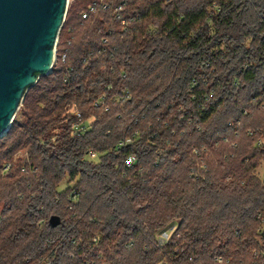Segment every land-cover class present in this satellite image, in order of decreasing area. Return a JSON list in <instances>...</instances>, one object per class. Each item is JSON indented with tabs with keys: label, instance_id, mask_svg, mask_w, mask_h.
Returning a JSON list of instances; mask_svg holds the SVG:
<instances>
[{
	"label": "trees",
	"instance_id": "obj_1",
	"mask_svg": "<svg viewBox=\"0 0 264 264\" xmlns=\"http://www.w3.org/2000/svg\"><path fill=\"white\" fill-rule=\"evenodd\" d=\"M57 47L0 140V264H264V120L224 144L264 105V0H72Z\"/></svg>",
	"mask_w": 264,
	"mask_h": 264
},
{
	"label": "water",
	"instance_id": "obj_2",
	"mask_svg": "<svg viewBox=\"0 0 264 264\" xmlns=\"http://www.w3.org/2000/svg\"><path fill=\"white\" fill-rule=\"evenodd\" d=\"M70 0H0V137L12 127L25 95L52 72ZM52 215L49 225L59 226Z\"/></svg>",
	"mask_w": 264,
	"mask_h": 264
},
{
	"label": "rangeland",
	"instance_id": "obj_3",
	"mask_svg": "<svg viewBox=\"0 0 264 264\" xmlns=\"http://www.w3.org/2000/svg\"><path fill=\"white\" fill-rule=\"evenodd\" d=\"M72 0H70L71 2ZM57 51H58V47H57ZM246 94V93H245ZM210 96H213V94H210ZM244 96V94H243ZM248 94L245 95L246 97V102H244L245 105H249V102L247 100L248 98ZM242 101H245L243 98H241ZM253 101V100H252ZM223 107L226 109V104H223ZM249 111H251L252 115H253V119L251 121L252 125H249L247 126L246 125V121H248V119H242L240 120L239 124L237 125L236 127V130L233 132L231 131L229 136L227 137L226 139V144L228 146L229 149H231L232 147H241V150L242 152L244 150H249L247 152V154H249L251 152V149H252V146L254 145V140L248 138V135H247V131L249 132V130H251V128H247V127H254V126H258V125H261L263 123V120H264V112H262V110L264 109V105L263 106H257V105H254V108L253 109H250L248 107ZM78 114V113H77ZM250 133V132H249ZM4 137V136H3ZM259 137V136H258ZM2 139V137H0V140ZM259 139L264 143V137H259ZM197 148V147H196ZM198 149V148H197ZM193 153L195 155H197L199 152L196 151H193ZM197 153V154H196ZM245 153V152H243ZM243 155V154H242ZM90 157H92L94 160L96 159V153L93 151L89 154ZM18 157V158H21L23 160V162L25 163L26 161H28V152L27 150H25L24 148H22L19 152L16 153V156L15 158ZM198 157V155H197ZM199 161L200 164H202L203 162H201V159H197V161ZM198 164V165H200ZM200 168V166H199ZM258 175L260 176L261 179H264V161H261L260 162V165L259 167L257 168V171ZM197 174H200V173H197ZM196 174V175H197ZM70 184H72V182L70 181L69 178L65 179L60 185H59V190H63L65 189L67 186H69ZM54 215H57V214H54ZM61 224V223H60ZM225 225V224H224ZM169 228V231L168 232H172L173 231H177L178 229V225H169L168 226ZM164 231L161 230L159 232L156 233V236H157V244L159 246H163L162 243H163V237H164ZM171 235H168V238L170 237ZM258 237V236H257ZM167 238V239H168ZM260 239V237H258ZM165 244V243H164ZM101 256H104V253H101ZM158 264H161V263H158Z\"/></svg>",
	"mask_w": 264,
	"mask_h": 264
},
{
	"label": "built area",
	"instance_id": "obj_4",
	"mask_svg": "<svg viewBox=\"0 0 264 264\" xmlns=\"http://www.w3.org/2000/svg\"><path fill=\"white\" fill-rule=\"evenodd\" d=\"M97 10V6H96V3H94L93 5H91L90 6V9H89V11L88 12H85V13H83V17L84 18H86V17H88V15L90 14V13H95V11ZM58 43H59V40H58ZM58 46V45H57ZM64 57H65V55H64ZM57 58V57H56ZM9 167H10V165H8L5 169L6 170H8L9 169ZM168 233L167 232H165L164 233V237H163V243H162V245H164V243L168 240L167 238H168ZM217 259H219V258H217ZM220 260V259H219ZM221 261V260H220Z\"/></svg>",
	"mask_w": 264,
	"mask_h": 264
}]
</instances>
